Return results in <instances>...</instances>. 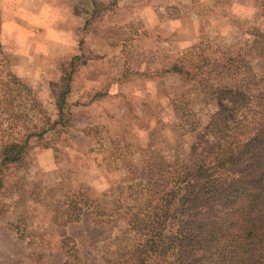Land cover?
Instances as JSON below:
<instances>
[{"label": "rangeland", "instance_id": "1", "mask_svg": "<svg viewBox=\"0 0 264 264\" xmlns=\"http://www.w3.org/2000/svg\"><path fill=\"white\" fill-rule=\"evenodd\" d=\"M60 2L80 20L74 52L0 45V160L27 140L0 169V264H122L150 174L260 121L238 106L216 125L211 90L264 74V0Z\"/></svg>", "mask_w": 264, "mask_h": 264}, {"label": "trees", "instance_id": "2", "mask_svg": "<svg viewBox=\"0 0 264 264\" xmlns=\"http://www.w3.org/2000/svg\"><path fill=\"white\" fill-rule=\"evenodd\" d=\"M242 83L212 88L216 125L230 123L238 106L260 121L150 174L144 202L129 217L139 242L122 264H264V74H246ZM26 145H6L0 169L19 162Z\"/></svg>", "mask_w": 264, "mask_h": 264}, {"label": "clouds", "instance_id": "3", "mask_svg": "<svg viewBox=\"0 0 264 264\" xmlns=\"http://www.w3.org/2000/svg\"><path fill=\"white\" fill-rule=\"evenodd\" d=\"M3 22L0 24V43L14 53L28 55L29 50L47 59L62 52L72 53L77 45L76 29L80 20L70 5L60 0H42L38 5L5 2ZM39 33L41 43L36 47L32 39Z\"/></svg>", "mask_w": 264, "mask_h": 264}, {"label": "crops", "instance_id": "4", "mask_svg": "<svg viewBox=\"0 0 264 264\" xmlns=\"http://www.w3.org/2000/svg\"><path fill=\"white\" fill-rule=\"evenodd\" d=\"M16 3V4H28V5H38L42 2V0H0V16H2V20H0V24L3 22V3ZM1 46H4L0 43Z\"/></svg>", "mask_w": 264, "mask_h": 264}]
</instances>
